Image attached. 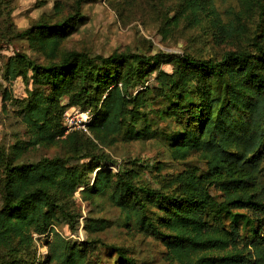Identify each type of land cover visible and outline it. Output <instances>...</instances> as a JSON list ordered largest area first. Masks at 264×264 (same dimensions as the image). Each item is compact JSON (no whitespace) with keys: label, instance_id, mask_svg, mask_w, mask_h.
<instances>
[{"label":"trees","instance_id":"trees-1","mask_svg":"<svg viewBox=\"0 0 264 264\" xmlns=\"http://www.w3.org/2000/svg\"><path fill=\"white\" fill-rule=\"evenodd\" d=\"M83 1L76 0L77 9L63 20H41L16 32L44 52L48 62L17 52L4 66L8 81L22 76L32 82L27 96L19 100L32 138L16 145L5 163L0 248L8 258L0 264H35L19 256L34 237L46 239L48 248L38 264H91L85 241L78 244L54 231L59 222L74 227L78 221L69 199L79 187L83 199L94 204L106 198L123 212L126 224L159 237L179 264H264V234L254 226L257 220L264 226V44L254 42L252 51L228 50L218 60L117 50L94 56L71 50L56 60L61 43L82 19ZM8 2L0 0V13ZM210 2L185 0L182 8L210 14ZM221 28L228 35L238 32L233 23ZM163 62L173 70L163 69ZM152 75L154 85L147 83ZM139 85L143 88L137 90ZM3 98H10L6 87ZM153 105H158L155 111ZM70 107L92 114L87 130L66 132L63 117ZM167 119L178 129L161 128V120ZM78 137L89 142L83 153ZM157 138L167 141L176 159L207 152L223 166L186 169L168 193L137 184L139 172L132 164L114 171L116 162L103 149L120 139ZM59 141L89 161L75 164L56 156L16 162L31 145ZM153 207L161 217L151 213ZM108 224L96 220L92 231ZM242 229L251 236L245 242ZM113 249L116 264H139L124 248Z\"/></svg>","mask_w":264,"mask_h":264},{"label":"rangeland","instance_id":"rangeland-1","mask_svg":"<svg viewBox=\"0 0 264 264\" xmlns=\"http://www.w3.org/2000/svg\"><path fill=\"white\" fill-rule=\"evenodd\" d=\"M184 3L185 0H85L81 4L82 19L74 24L72 33L63 40L55 59H60L71 50L84 51L91 56L109 55L117 50L146 55L159 52L177 55L189 53L218 60L228 50L252 51L255 50L254 42L264 44V0H211L207 7L212 14L204 11L194 14L182 8ZM76 7V0H9L8 10L0 13V205L5 163L13 156L16 145L25 144L32 138L22 121L19 101L27 96L32 82L22 76L12 81L5 79V63L9 56L17 52H25L40 63L49 61L44 52L15 34L41 20L52 23L63 20ZM214 14L220 19V24L214 21ZM223 23L227 27L233 23L238 32L228 35L221 28ZM161 67L169 72L173 70V65L167 62H163ZM147 83L156 84L154 75L147 78ZM5 87L9 90L10 98L4 100ZM142 88L139 85L137 90ZM152 108L155 111L158 105ZM160 127L167 131L178 129L175 122L169 119L161 120ZM78 140L82 149L80 152L83 153L89 142L83 137H78ZM68 146L63 141L51 145H31L16 162H34L56 156L75 164L89 161V158L80 159L81 153H74ZM103 149L116 162L114 171L124 164H132L139 172L135 179L137 184L168 193L174 191L175 178L186 169L207 170L209 167L223 166L207 152L196 153L184 160L176 159L167 141L162 138L120 139ZM81 189L79 187L69 199L70 208L79 213L75 226L59 222L55 224L54 231L78 244L85 241L91 264H116L117 255L113 246L124 248L139 264H179L159 237L126 224L123 212L106 198H98L94 204L83 199ZM211 190L216 193L214 187ZM150 211L156 217L162 216L156 207ZM243 212L255 217L251 211ZM100 219L107 220L109 224L104 229L92 231L96 220ZM254 226H259L264 234L263 220L255 221ZM240 233L244 242L251 237L246 229ZM47 252L46 239L34 237V242L23 249L19 256L38 264L44 260ZM7 258L8 255L0 248V262ZM247 264L253 263L250 261Z\"/></svg>","mask_w":264,"mask_h":264},{"label":"built area","instance_id":"built-area-1","mask_svg":"<svg viewBox=\"0 0 264 264\" xmlns=\"http://www.w3.org/2000/svg\"><path fill=\"white\" fill-rule=\"evenodd\" d=\"M92 114L89 111H82L78 107H70L64 113L63 123L66 132L74 129L87 130V123L90 121Z\"/></svg>","mask_w":264,"mask_h":264}]
</instances>
